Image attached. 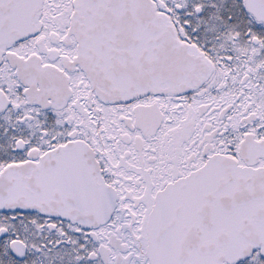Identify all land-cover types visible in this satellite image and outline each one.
I'll return each mask as SVG.
<instances>
[{
    "label": "snow or ice",
    "instance_id": "6c2138e0",
    "mask_svg": "<svg viewBox=\"0 0 264 264\" xmlns=\"http://www.w3.org/2000/svg\"><path fill=\"white\" fill-rule=\"evenodd\" d=\"M0 264H264V0H0Z\"/></svg>",
    "mask_w": 264,
    "mask_h": 264
}]
</instances>
